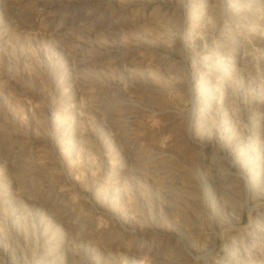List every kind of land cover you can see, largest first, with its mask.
Returning a JSON list of instances; mask_svg holds the SVG:
<instances>
[{
  "label": "rangeland",
  "instance_id": "374dc122",
  "mask_svg": "<svg viewBox=\"0 0 264 264\" xmlns=\"http://www.w3.org/2000/svg\"><path fill=\"white\" fill-rule=\"evenodd\" d=\"M0 264H264V0H0Z\"/></svg>",
  "mask_w": 264,
  "mask_h": 264
},
{
  "label": "bare ground",
  "instance_id": "6f19581e",
  "mask_svg": "<svg viewBox=\"0 0 264 264\" xmlns=\"http://www.w3.org/2000/svg\"><path fill=\"white\" fill-rule=\"evenodd\" d=\"M222 191H218V192H216V194H219V193H221Z\"/></svg>",
  "mask_w": 264,
  "mask_h": 264
}]
</instances>
